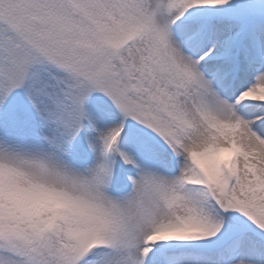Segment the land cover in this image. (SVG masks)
<instances>
[{"label":"snow or ice","instance_id":"6c2138e0","mask_svg":"<svg viewBox=\"0 0 264 264\" xmlns=\"http://www.w3.org/2000/svg\"><path fill=\"white\" fill-rule=\"evenodd\" d=\"M0 264H264V0H0Z\"/></svg>","mask_w":264,"mask_h":264}]
</instances>
